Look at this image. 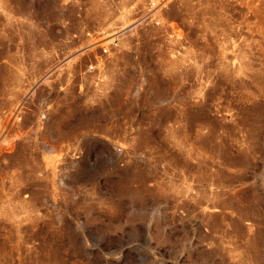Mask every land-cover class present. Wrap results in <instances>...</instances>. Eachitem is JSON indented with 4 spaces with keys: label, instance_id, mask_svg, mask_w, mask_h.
<instances>
[{
    "label": "rangeland",
    "instance_id": "rangeland-1",
    "mask_svg": "<svg viewBox=\"0 0 264 264\" xmlns=\"http://www.w3.org/2000/svg\"><path fill=\"white\" fill-rule=\"evenodd\" d=\"M0 264H264V0H0Z\"/></svg>",
    "mask_w": 264,
    "mask_h": 264
},
{
    "label": "built area",
    "instance_id": "built-area-1",
    "mask_svg": "<svg viewBox=\"0 0 264 264\" xmlns=\"http://www.w3.org/2000/svg\"><path fill=\"white\" fill-rule=\"evenodd\" d=\"M147 12L145 13V15L140 19L139 24H141L144 20L150 19L152 18L153 20H157V13L159 10V5H157L156 1H151L149 3V5L147 6ZM157 23H159V21L157 20ZM117 45V43L115 44V46ZM105 54H109V49L105 48L103 49ZM91 70H94V66H91L90 68Z\"/></svg>",
    "mask_w": 264,
    "mask_h": 264
}]
</instances>
